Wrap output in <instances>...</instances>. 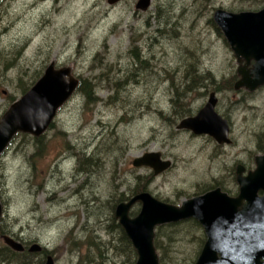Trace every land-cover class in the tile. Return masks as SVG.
<instances>
[{"label":"rangeland","instance_id":"obj_1","mask_svg":"<svg viewBox=\"0 0 264 264\" xmlns=\"http://www.w3.org/2000/svg\"><path fill=\"white\" fill-rule=\"evenodd\" d=\"M137 2L0 3V117L13 98L23 95L21 81L32 85L51 62L60 68L72 67L76 76L96 84L97 104L86 106L85 98L77 92L60 111L54 127L43 136V153L38 152L34 137L22 134L0 161V182L3 181L7 202L2 228L29 246L37 242L55 251V264H78L86 249L79 250L68 237L73 235L80 242L86 239L83 225L88 219L89 227L92 222L95 226L108 225L110 202L118 200L128 187L131 189L139 176L152 177L149 190L162 201L179 202L208 183L210 166L222 164L210 145L203 140L191 141L187 132L179 128L188 114H195L206 102L196 94L193 111H183L188 88L199 90L202 88L196 87L198 82H206L186 79L185 65L193 58L192 49L198 48L196 56L203 55L199 52L201 43L207 52V65L216 66L218 62L222 67L223 59L232 56L223 42L203 28L213 7L224 5L230 9L240 4L237 0H152L148 11L142 12L136 8ZM184 6L187 8L182 11ZM241 6L250 4L242 2ZM200 10L203 15L194 33L190 23ZM181 13L180 23L171 24ZM155 18L162 26L173 25L178 30L163 27L162 34L157 32ZM136 48L141 62L132 53ZM223 84L227 86L226 81L209 80L208 86ZM223 96L224 91L220 97L223 106L234 104L233 94ZM257 103L264 110L261 98ZM175 108L181 111L178 117ZM247 126H242V143L254 137L255 128ZM84 151L88 154L80 155ZM69 152L75 153L76 159ZM151 152H161L166 157L162 158L173 164L158 177L147 166L133 165L136 158ZM185 226L157 230L164 236L157 235L160 240L156 238V242L169 247V264L173 256L172 262L193 264L201 251L202 230L187 236ZM106 230L101 226L95 234L107 241L111 237ZM165 233L171 235V246ZM3 235L0 232V248L5 245ZM177 251L185 253L174 255ZM27 253L29 264H41L40 255ZM110 255L115 257L113 251Z\"/></svg>","mask_w":264,"mask_h":264},{"label":"water","instance_id":"obj_2","mask_svg":"<svg viewBox=\"0 0 264 264\" xmlns=\"http://www.w3.org/2000/svg\"><path fill=\"white\" fill-rule=\"evenodd\" d=\"M120 1L123 0H108V3L113 5ZM151 3L152 0H139L136 8L147 11ZM214 19L238 58H255L258 62L252 71L246 67L239 69L243 78L235 88L254 91L264 85V9L256 13H232L220 9L214 14ZM80 82L72 67L60 68L51 62L35 84L1 116L0 158L19 133L35 138L43 136L61 108L77 92ZM179 128L209 134L220 143L230 142L229 124L216 114L212 102L196 118L184 120ZM257 163L258 170L240 180L244 196L250 195L247 206H241L239 200L224 198L220 190L185 200L180 206L162 201L147 191L134 196L129 202L120 203L115 217L136 250V264H160L156 247L158 227L191 218L203 227L207 236L195 264H264V197L255 196L257 190H264V156L258 157ZM133 164L150 167L155 175L172 166V162L164 160L160 152L146 153L136 158ZM135 204H140L141 209L132 216ZM3 212L0 190V223ZM3 239L11 249L18 252L25 250L24 245L11 236L5 235ZM42 249V245L36 243L29 251L39 252ZM46 264H55L54 258L49 256Z\"/></svg>","mask_w":264,"mask_h":264},{"label":"flooded vegetation","instance_id":"obj_3","mask_svg":"<svg viewBox=\"0 0 264 264\" xmlns=\"http://www.w3.org/2000/svg\"><path fill=\"white\" fill-rule=\"evenodd\" d=\"M199 1L202 3L204 2L213 3L215 0H199ZM237 1L240 4L239 7L230 8V9H228L224 5H218V6L213 7L211 10L212 12L211 17L206 21V24L203 28V30H206L207 32H209L210 35L216 37L217 41L223 42V47L228 49L232 53V56L230 58L223 59L222 67L218 66V62H216V66H214L213 63L211 65H207L204 61L205 54L207 52L203 47V43H201L202 48L199 49V52L202 53L203 55L196 56L198 48L192 49L191 52L193 54L192 55L193 58H191L192 60L189 59L188 63H186L185 65L187 68L186 75H185L186 79H190L191 82L192 81L194 82L196 80L197 81L205 80L206 82H202V83L200 81L198 82L199 85H197L196 87L202 88V89L194 90L193 88H188V91L190 92L187 93L188 94L187 102L183 103V111L187 113L193 111V104L195 101L196 94L199 95L202 99H206V102L201 105L200 109L197 110L195 114H192V113L188 114L190 116L183 119L181 123L186 119H194L197 116H199L200 113L207 107V105L212 102L214 103V111L216 112V114L220 116L221 118L227 120L229 127H230V131H229L230 142L228 143L227 142L220 143L218 140H216L215 137L209 134H199V133H196L192 129L182 128L184 131L187 132L191 141L199 140L200 142V140H203L207 143V145H210V150H212L213 152H218L217 158L220 157V160L222 161L221 166H218L217 168L209 165L210 168L208 169V172L210 171L211 172L209 173L210 179L208 183L204 182L203 186L197 189L193 193V195H191L190 197L188 196L189 198L186 197L187 198L186 200L205 196L211 192L220 190V193L223 196H225L224 198H229L232 200H239L241 206L249 205L247 198H250V195L245 194L244 196L240 180L242 178H247L250 176V174L256 172L258 170L257 158L264 156V130L260 129L264 127V110H263V107L257 103L259 98H261L264 101V85L260 86L254 91L248 90L246 88H241V89L235 88L236 83L240 79L243 78V75L240 73L239 69H243L246 67L247 70L252 71L253 69H255L256 66H258L257 59L255 58L246 59L242 56L238 58L234 50L232 49L230 43L228 42L222 28L215 22V19H214V14L216 13L217 10H220V9H223V10H226L232 13L260 12L264 9V0H237ZM242 2L250 4V7H246V6L242 7L241 6ZM186 8L187 6H184L182 8V11ZM147 11H142V12H147ZM141 14L143 15L144 13H141ZM183 14L184 13H181V15L178 14L177 22L173 21V23L171 24L178 25L180 23L179 19L183 16ZM202 15H203L202 10H200L199 14H197V17H195L190 23L191 30L194 33L199 27L198 20L202 17ZM168 17L169 16H167L166 18H161V19L166 20L168 19ZM155 19H156V23L159 24V27L157 28V32L161 34L164 28L166 29L168 27L173 26V25L170 26L166 24H165L166 26H162L163 24H160L157 18ZM146 25L148 28H150L149 26L151 24L148 19H146ZM172 28L175 31L178 30L175 27H172ZM245 76H248V75H245ZM218 79L224 82L226 81L227 86L225 84L217 86V87L208 86L209 80H212L213 82H215ZM203 89H205V92L201 91ZM223 91H224L223 97L225 98L228 97V92H229V95L233 94V97L231 98H233L234 104L223 106L224 103L222 102V99L220 98L221 92ZM180 95H182V93L178 94V96ZM175 111L177 112L176 116L178 117L181 111L179 112L177 108H175ZM258 113L261 115L260 117ZM243 125H248L247 127L255 128V130L254 132L250 131L254 134V137H252L251 140L244 141L242 143L241 141L242 135L245 134L242 131ZM202 147L206 149L207 146H202ZM85 154H88V152L84 151L80 155H85ZM69 155L75 156V159L77 157V155L73 152H69ZM162 157H164V155ZM78 162H80V158H78ZM152 175L154 177L159 176V175H155L154 171ZM152 183H153L152 177L139 176L138 181H136L135 185H133L131 189L130 187H128L127 190L121 192L119 197L116 198L118 200L111 201L110 206L117 207L120 203L129 202L134 196L138 195L139 193L145 192V191L150 192L152 195L156 196L149 190V187L151 186ZM2 191L5 194L4 186H3ZM128 192H132V193L128 194ZM137 192L139 193L137 194ZM256 192H257L255 195L256 197L258 198L264 197L263 189H259ZM95 199L97 200V198ZM167 200H170V199H167ZM183 200L179 202L176 200H170V203L176 206H180ZM4 208H5V213H6L7 204H5ZM140 209H141V205L135 204L133 211L139 212ZM241 209L242 207L239 210ZM191 219H194V218H191ZM97 228L99 229V225L97 226ZM97 228L95 229V233L98 232ZM200 229L203 232L202 237L204 240L201 246L204 248L205 243L207 241V236L201 225H200ZM10 236L14 237L16 240L18 239V237L14 234H10ZM70 236L74 237L73 235H70ZM25 244H26L25 245L26 248L24 250V253L30 252L29 248L34 243H32L30 246L27 243ZM36 253L37 255L44 257L45 262L49 256H52L55 260L56 258L55 256L57 254V253L55 254V251H50L48 250L47 247H44V246L41 251L36 252ZM30 254H33V252ZM262 262L264 263V258L262 259Z\"/></svg>","mask_w":264,"mask_h":264},{"label":"trees","instance_id":"obj_4","mask_svg":"<svg viewBox=\"0 0 264 264\" xmlns=\"http://www.w3.org/2000/svg\"><path fill=\"white\" fill-rule=\"evenodd\" d=\"M3 1L4 0H2V2ZM132 53L134 54V57L139 62H141V57L137 51V48L136 50H133ZM42 75L43 73H41L40 76L39 75L37 76L41 77ZM80 80H81V83L78 89V94L81 93L83 95V97L85 98L86 106L89 107L91 105L97 104L98 98L96 96V84L93 82H88L86 81V79L82 77L80 78ZM35 81L33 82L32 85L28 84L27 82L23 83V81H21L20 85H21L22 93L25 94L35 84ZM15 100L16 98H13L11 103H13ZM61 135H62V132H61ZM35 139L38 142V148H39L38 152L43 153L45 151L44 148L46 145L45 137L35 138ZM138 193L139 192H137V194ZM115 209H116V206L110 207V215L108 217L110 222L108 225L107 224L103 225V228L108 229V231L106 230L107 235L110 236L111 239L104 241L100 235H96L94 233V229L97 226H95L94 223L92 222V227H89L88 225L89 221H87V223L83 225V229L86 230L85 231L87 235L86 239L81 240L80 242L79 240H76V238H72V236L68 237V241L71 240L75 242V245L79 247V250L86 249V252L80 255L78 264H136V260H137L136 250L133 247L129 238L127 237L124 229L119 225L118 221L116 220ZM136 213H137L136 211H133L132 215H135ZM3 224L4 223L0 225V232L1 234H8L2 228ZM182 225H186L185 232L187 233V236L191 234L193 235V233H196L197 229L200 230V225L196 221L189 220L187 222L161 227V231H164L165 228L167 227H172V226L179 227ZM101 226L102 225H99V227ZM192 229H194V231L191 232ZM157 235L159 236V238L164 236L161 233L160 234L157 233ZM170 236L171 235L169 233H165V237L169 239L168 246H171L170 244L172 243V238ZM159 238L157 239L160 240ZM203 241H204L203 237L202 236L199 237V243L201 245L203 244ZM166 246L162 245V241L161 243L156 242V247L158 251L161 252L160 254L161 264H169L168 263L170 260L169 247H166ZM111 251H113L115 257H112L110 255ZM180 252L185 253L184 251H177V252H174V255L181 254ZM19 256H23V257H19ZM29 256L30 255L27 252L25 253L15 252L7 245H3L0 248V264H29V260H28L30 259ZM197 256L198 255L196 254V258ZM173 257L171 259L170 264H191V263H187L186 261L185 262L176 261L177 259L175 258L174 260L176 262H172ZM194 262L195 260L193 261V264ZM41 264H45L44 257H42Z\"/></svg>","mask_w":264,"mask_h":264}]
</instances>
